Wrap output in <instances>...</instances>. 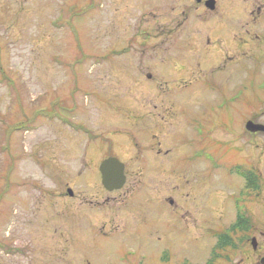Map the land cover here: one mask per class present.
<instances>
[{"label":"rangeland","instance_id":"obj_1","mask_svg":"<svg viewBox=\"0 0 264 264\" xmlns=\"http://www.w3.org/2000/svg\"><path fill=\"white\" fill-rule=\"evenodd\" d=\"M10 3L20 15L8 30L0 26L5 49L0 66L13 80L7 84L0 69V264H120L116 258L132 245L123 227L136 218L128 211L125 189L135 195L173 189L179 205L175 211L152 203L140 220L184 236V178L191 170L202 174L206 163L194 161L189 170L187 158L199 148L217 158L208 134L215 125L237 122L226 94L234 81L232 69L224 70L223 84L215 66H209L210 57L185 73L145 64L134 69V55L107 52L117 44L119 30L107 26L103 8L86 17L87 6H71L74 37L67 26L55 31L49 23L61 8L63 19L68 17V0L47 1L43 13L38 5L23 4L21 11L20 0ZM210 24L208 20L206 30ZM167 56L188 58L187 53ZM149 73L153 79L148 82L144 76ZM180 78L188 85L171 83ZM14 87L21 107L14 102ZM211 137L229 136L215 129ZM109 155L125 167L121 193L104 191L101 185L100 164ZM223 158L227 164L234 161V156ZM219 191L229 193L230 186L219 182ZM191 201L190 212H197ZM103 234L108 238L99 240ZM91 236L99 240L93 247Z\"/></svg>","mask_w":264,"mask_h":264},{"label":"flooded vegetation","instance_id":"obj_2","mask_svg":"<svg viewBox=\"0 0 264 264\" xmlns=\"http://www.w3.org/2000/svg\"><path fill=\"white\" fill-rule=\"evenodd\" d=\"M20 1L19 10L23 9V4L30 3L31 8L38 5L43 13L47 1L52 3L56 0ZM10 2L11 0H0V19L3 20L0 26L7 30L20 15L12 12ZM68 2V17L63 19L64 10L61 8L49 21L50 28L57 31L65 25L75 37L77 34L72 21L76 16L71 6L76 10L87 6L86 17L103 8L107 26L111 30H119L117 44L107 52L114 53L115 56L134 55V69L145 64L151 69L161 67L169 68L175 74L185 73L186 68L192 64L200 67V62L210 57L213 60L209 66H215L214 72L221 74L220 84L227 77L222 75L227 68L232 69L230 77H234L231 91L226 94L230 93L228 96L237 122L232 121V125L213 126V130L224 129L229 136L226 140L211 137L213 130L208 134L217 149V158L213 157V151L206 148L195 150L187 158L190 161L189 170L194 161L206 163L200 169L202 174L191 170L190 177L184 178L188 183L185 191L187 205L182 222L185 235L174 236L173 228L164 231L162 227H149L140 220L148 216V206L152 203L168 204L170 212L175 211L179 205L174 199L173 189L166 193H158L156 190L136 191V195L135 190L130 193L129 189H125L122 194L130 206L128 211L136 218L135 222H127V227H123L126 228L124 232L127 236L130 235L129 242L132 245L116 258L117 261L120 264H264V0ZM208 20L211 30L205 29ZM41 28H45L44 23ZM74 46L82 48L81 44ZM2 47L0 44V53L5 51ZM179 53H187L188 58L180 61L167 56ZM0 69L4 81H13L1 66ZM126 75L134 77L131 70H126ZM144 79L149 82L153 76L149 73ZM179 80L171 83L188 85L183 78ZM214 83L207 82L206 85L215 86ZM20 127L26 129L27 124L22 123ZM223 155L234 156V161L225 163ZM110 157L114 156L105 157L101 163ZM123 172L125 184V167ZM168 173V178L174 180L175 174L170 171ZM219 182L227 187L229 185L230 192L222 194L219 191ZM207 188L208 193L205 194ZM122 189L124 188H103L110 193H121ZM70 194L71 192L68 196ZM131 194L136 198L131 199ZM208 195L209 200L206 199ZM191 198V206L197 212H190ZM135 201L141 206L140 210L135 208ZM69 228L75 229V226ZM92 237L91 247L94 240L96 241V237ZM103 238L108 237L103 234L99 240ZM84 248L82 246L83 250ZM104 264L111 263L106 260Z\"/></svg>","mask_w":264,"mask_h":264},{"label":"water","instance_id":"obj_3","mask_svg":"<svg viewBox=\"0 0 264 264\" xmlns=\"http://www.w3.org/2000/svg\"><path fill=\"white\" fill-rule=\"evenodd\" d=\"M99 172L101 184L107 190L118 189L123 185V165L113 157H110L100 164Z\"/></svg>","mask_w":264,"mask_h":264},{"label":"trees","instance_id":"obj_4","mask_svg":"<svg viewBox=\"0 0 264 264\" xmlns=\"http://www.w3.org/2000/svg\"><path fill=\"white\" fill-rule=\"evenodd\" d=\"M59 103V102H58ZM57 105V104H56ZM53 107H55V106H53ZM58 110V109H57ZM51 111H54V109L52 108V110ZM51 111H49L48 113H50ZM56 111V110H55Z\"/></svg>","mask_w":264,"mask_h":264}]
</instances>
